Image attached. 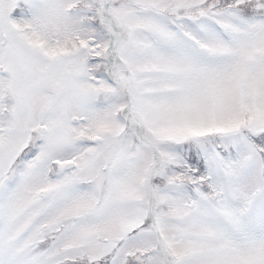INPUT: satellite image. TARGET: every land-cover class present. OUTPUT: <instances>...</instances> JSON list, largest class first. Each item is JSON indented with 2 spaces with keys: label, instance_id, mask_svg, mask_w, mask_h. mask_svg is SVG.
<instances>
[{
  "label": "snow or ice",
  "instance_id": "snow-or-ice-1",
  "mask_svg": "<svg viewBox=\"0 0 264 264\" xmlns=\"http://www.w3.org/2000/svg\"><path fill=\"white\" fill-rule=\"evenodd\" d=\"M0 264H264V0H0Z\"/></svg>",
  "mask_w": 264,
  "mask_h": 264
}]
</instances>
